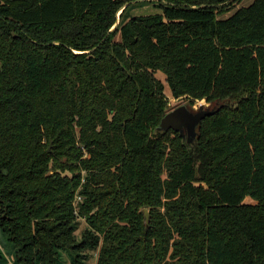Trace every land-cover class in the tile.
Masks as SVG:
<instances>
[{"label":"trees","instance_id":"1","mask_svg":"<svg viewBox=\"0 0 264 264\" xmlns=\"http://www.w3.org/2000/svg\"><path fill=\"white\" fill-rule=\"evenodd\" d=\"M143 1L160 12L127 15ZM242 1L0 0V230L18 264L88 245L96 264H264V0ZM156 73L212 106L191 144L158 128Z\"/></svg>","mask_w":264,"mask_h":264},{"label":"rangeland","instance_id":"2","mask_svg":"<svg viewBox=\"0 0 264 264\" xmlns=\"http://www.w3.org/2000/svg\"><path fill=\"white\" fill-rule=\"evenodd\" d=\"M252 0H243L241 6H247ZM160 10L157 7H154L152 4L147 2H140L133 4L127 8V13L129 16H143L146 14H156L159 13ZM120 14V12H119ZM157 79H160L161 83L164 86V95L167 96L168 106L170 109H174L179 107L180 105H185L187 112L195 114L198 110V107L203 104L205 108L210 109L212 106L205 103L204 100H201L202 103L195 102L193 106H191L188 102L184 101L182 98L173 99L170 96L169 85L161 73H156ZM186 137V135H185ZM195 139L188 142L186 138V142L191 144ZM50 147V146H49ZM48 147V148H49ZM79 201V197L75 199V203ZM247 203H256L255 200L246 199ZM74 235L76 242L79 244L83 241L84 234L88 231V226L84 219L79 218L75 220L73 224ZM55 264H96L97 255L91 246H87L82 250L70 251L68 249L58 251L56 255ZM0 264H18L16 261V257L14 254V246L10 240H7L6 236L0 230Z\"/></svg>","mask_w":264,"mask_h":264},{"label":"water","instance_id":"3","mask_svg":"<svg viewBox=\"0 0 264 264\" xmlns=\"http://www.w3.org/2000/svg\"><path fill=\"white\" fill-rule=\"evenodd\" d=\"M118 17L119 15L117 18ZM117 23L118 19L112 29L117 25ZM208 114H211V111L208 110L207 107L205 108L203 104L198 107L195 114L187 112L185 105L182 104L179 107L169 110L160 121L158 128L161 131L171 129L172 131L179 132L180 134L183 133L186 135L188 142H190L196 138V128L198 127L199 122ZM48 150L49 148L47 151ZM142 213L145 225L147 226L150 220L149 210L143 209Z\"/></svg>","mask_w":264,"mask_h":264},{"label":"crops","instance_id":"4","mask_svg":"<svg viewBox=\"0 0 264 264\" xmlns=\"http://www.w3.org/2000/svg\"><path fill=\"white\" fill-rule=\"evenodd\" d=\"M144 2H147V3H150V4H152L153 6L156 4L155 2H152V1H144ZM120 13H121V11H120ZM118 15H119V13H118ZM128 15V14H127ZM129 16V15H128Z\"/></svg>","mask_w":264,"mask_h":264},{"label":"bare ground","instance_id":"5","mask_svg":"<svg viewBox=\"0 0 264 264\" xmlns=\"http://www.w3.org/2000/svg\"><path fill=\"white\" fill-rule=\"evenodd\" d=\"M199 103H202V101H200Z\"/></svg>","mask_w":264,"mask_h":264}]
</instances>
